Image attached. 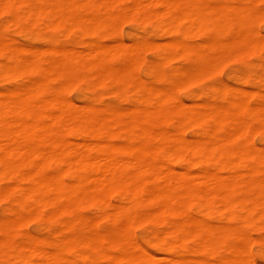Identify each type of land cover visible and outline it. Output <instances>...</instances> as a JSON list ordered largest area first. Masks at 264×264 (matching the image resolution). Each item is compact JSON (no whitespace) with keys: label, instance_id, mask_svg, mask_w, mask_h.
<instances>
[{"label":"bare ground","instance_id":"obj_1","mask_svg":"<svg viewBox=\"0 0 264 264\" xmlns=\"http://www.w3.org/2000/svg\"><path fill=\"white\" fill-rule=\"evenodd\" d=\"M17 8L21 10L19 15ZM0 9L9 11L15 23L48 27L69 21L84 35L94 37L102 29L113 33L119 16L130 19L132 14H152L160 19L161 29L173 35L160 44L142 41L146 49L169 50L174 56L187 58L192 67L187 74L193 78L204 66L209 70L208 65L232 47L249 44L264 48V36L260 38L253 27L257 17L264 16V9L259 13L253 7L235 6L227 0H0ZM197 33H205L201 42L186 39ZM121 39L107 44L87 41L82 49L52 45L42 49L23 47L12 38L0 37L1 74L24 80L22 85L1 91L0 181L8 183L0 186V198L11 197L30 216L53 207L51 214L56 219L70 213L80 200L95 202L100 217L115 225L114 236L108 240L119 245L117 255H104L107 264H262L250 248L229 240L236 237L247 241L242 223L260 221L264 225V149L250 146L247 137L253 124L264 122V94L241 92L226 107L186 105L170 91L145 84L135 74L141 62L140 47ZM237 51L239 55L244 50ZM114 55L124 58L122 65L110 63ZM89 75L98 80L110 77L131 82L142 106L101 113L91 105H75L59 94L70 81ZM51 79L57 82L55 86L50 84ZM249 97H256L253 105L248 103ZM49 104L55 106V112H45ZM182 122L197 128L193 138L178 130ZM168 123L173 124L172 130L166 129ZM64 128L73 130L80 139H68ZM129 129L134 131L135 143L108 142L109 137H122ZM93 137L97 140L91 141ZM152 151L184 161L185 170L158 164ZM51 160L80 167L84 174L66 181L60 173L47 171ZM192 166L200 171L193 172ZM113 192L118 195L115 203ZM140 204L151 205L152 214L172 215L174 219L167 225L180 246L192 241L194 253L208 250L214 260L181 256L172 243L164 240L156 242L164 254L148 252L128 231L131 221L142 214L138 211ZM10 213L20 215L17 210ZM210 217L216 222H209ZM0 233H10L7 223L0 225ZM100 238L93 235L90 248ZM224 242L228 243L225 252H214ZM0 243L8 245L25 264H67L61 253L65 244L60 242H50L51 250L36 240ZM94 254L92 248L86 257L93 260Z\"/></svg>","mask_w":264,"mask_h":264},{"label":"rangeland","instance_id":"obj_2","mask_svg":"<svg viewBox=\"0 0 264 264\" xmlns=\"http://www.w3.org/2000/svg\"><path fill=\"white\" fill-rule=\"evenodd\" d=\"M205 1L214 2L216 0ZM227 1L230 4H234L235 6L245 5L253 7L255 8V11L259 10V13L261 10L263 12L264 9V0H259L258 2L256 0ZM156 7L157 9L160 8L158 5ZM16 12L19 15L21 10L17 8ZM97 13H99V10H97ZM141 14L142 13L132 14L131 17L129 15L128 17L130 19L119 16L114 21L113 33H106V31L102 29L101 34H99L98 37H94L91 35H84L81 30L75 28V26L71 25L69 21H62L61 25H48V27H44L41 24L29 26V24L27 25L25 23H15L12 21V14L9 11L7 12L0 9V37L6 40H11L12 38L11 41L14 43L18 42L16 44H19L20 42L19 45L23 47L31 46L42 49L48 48L50 45L82 49L84 43H87V41L98 40L107 44L122 38L121 40H123L124 43L135 44L139 45L140 47L139 53L141 56V62L139 65L140 67L137 68L135 74L140 76L139 78L145 84L160 88L165 92L170 91V93L177 96L179 99L181 98L180 100L186 105L209 104L212 106L226 107L230 100L239 98L240 95H242L241 92L249 93L248 90H250L252 92L259 91L260 93L264 94V48L256 49L249 44L232 47L231 50L227 51V53L225 51L224 53V55L228 54L231 57L228 56L227 58L225 55L226 59H224L222 57L224 55H222L221 59L214 60L215 62L213 65H215L216 68V71H213L214 73L212 70H215V68H213L214 66L210 63L212 67L209 64V70L206 69V65V67H203L204 70L198 73V75H194L193 78L190 74L189 76L187 74V72L190 73L192 71L191 62L187 58L183 59L174 56V54L169 50L158 52L152 47H147L146 49L142 41L146 42V40H149L150 42H157V44H160L168 40L173 34H168L167 32L165 33L161 29L159 25L160 19L152 16V14H142L143 16L141 18ZM10 21L16 25L13 26L11 24L10 26ZM119 24H121V26ZM118 26H120V28H118L119 30H117ZM253 27L255 30L258 29L257 31L259 34H261L259 36L262 38L264 36V16L257 17ZM226 37L227 35L225 34L222 39H225ZM204 38L205 33L192 34L186 37V39L192 43L201 42ZM237 48L240 49L239 53L244 50L242 53H240L241 55H238V53L235 54ZM123 62V57L114 55L111 57L110 63L113 66H117L122 65ZM209 67L212 68L211 72ZM151 70H154V72ZM176 71H179L180 73H176ZM207 71H209V75H205ZM186 74L187 76L185 77ZM0 75V96L4 90L13 86H18L20 84L22 85L24 82V80H22L19 76L5 73L1 74V72ZM137 75L136 77H138ZM196 76L201 77V79ZM202 76L204 77L202 78ZM106 79L98 80L91 77L90 75L88 77L83 76L72 82L70 81L69 84L64 86V89L62 88V90H60L59 94L63 98L70 100L75 105H91L94 108L99 109L101 113H105L109 111V109H119L121 111H126L128 108L133 106H142V102L138 100V91L131 84V82L114 80L112 78L110 79V77ZM50 84L55 86L57 82L54 79H51ZM247 101L250 105H253L256 101V97H249ZM55 110V106L51 104L47 105L45 108V112L49 113L55 112ZM168 125L170 126L168 127ZM168 125L166 126V129L172 130L173 124L168 123ZM253 126L254 127L248 131V143L250 146L255 147L259 151L263 150L264 122L253 124ZM254 128L255 130H253ZM178 130H180V132L187 138H193L197 128L187 124V122H182L178 125ZM62 131L64 136H66L68 139H73L76 141L80 139L79 135L73 133V130L71 129L64 128ZM122 134V137H109L108 142L113 144L135 143V134L133 130H126ZM90 140L95 141L97 138L93 137L90 138ZM151 155H155L156 162L158 164L171 166L180 172H183L186 168L184 161L176 159L172 156L168 158L160 151H152ZM46 169L49 173H60L62 177H65L66 181L71 180V176L84 174L83 169L80 167H66L65 164L63 165L58 160H53V162L51 160V162H49L46 166ZM191 170L193 172L200 171L197 166H192ZM221 173H223V175L226 174L224 171H221ZM257 177L261 178L262 174L258 173ZM7 183V180H2L0 181V186L3 187ZM14 194L15 193H13L11 196H14ZM111 195L112 198L114 197L112 202H116L118 199L116 192H113ZM150 207L151 205L149 204H140L138 207V211L142 214L140 218L134 219L129 224L130 226L128 227V231L131 235V238L138 241L142 247H144L150 253L153 252L164 254L162 249H159V247L156 245L157 241L164 240L169 242V244L172 243L181 256H192L194 258L214 260L208 250L194 253L192 241L188 242V244L182 248L180 243L174 238V234L170 233L171 228H169L167 225V223L171 219H174V217L167 214H152ZM0 208V225L2 223H7L10 229V233L6 236L0 233V241L6 240L12 241V243H24L25 241L28 242L36 240L41 242L45 249L49 248L47 250L52 249V247L49 245L50 242H60L65 244L61 248V253L66 257L67 260H65V262L67 264H107L106 259L103 258L104 255H117L119 253V245L114 241L110 242L108 240V238H113L114 236L115 232H113V228L115 225H113L112 221L103 218L102 215L100 217V212L97 211L96 203L93 201L86 202L84 200H80L76 202L74 206H72V211L70 213L64 212L59 215L60 219H56L52 216L54 211L53 207L42 208L32 216L25 214L11 197L0 198ZM11 210H17L20 215L13 216L10 213ZM211 218L212 217L207 218V220L209 222H216ZM13 221H18V224L17 222L14 223ZM251 224H253V226ZM241 228L245 232L246 236L248 235L247 241H245L244 238L231 237L229 242L238 245H245L246 247L250 248L253 254L255 253L254 256L257 261L264 264V246H262L264 245V225H262L260 221L254 223L249 222L246 224L242 223ZM95 234L100 235L101 238L98 239L96 241L97 243L93 244L92 246L93 251L95 252L94 255L96 256H94L93 260H91L86 257V254L92 249L90 248L89 240ZM227 244V242L220 243L216 246L217 248L215 247L216 249L214 252L219 254L224 253ZM0 264L25 263L18 260L17 256H15L14 252L8 247V245H1L0 243ZM120 264H125V262L121 261Z\"/></svg>","mask_w":264,"mask_h":264}]
</instances>
